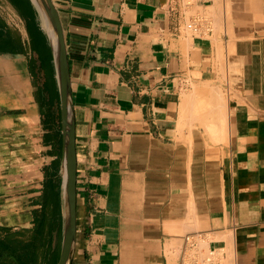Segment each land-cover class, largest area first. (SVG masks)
<instances>
[{
    "label": "crops",
    "instance_id": "0c3cea01",
    "mask_svg": "<svg viewBox=\"0 0 264 264\" xmlns=\"http://www.w3.org/2000/svg\"><path fill=\"white\" fill-rule=\"evenodd\" d=\"M53 1L76 125L72 264H264V0ZM61 149L40 16L0 0V264L54 260Z\"/></svg>",
    "mask_w": 264,
    "mask_h": 264
},
{
    "label": "water",
    "instance_id": "95a60500",
    "mask_svg": "<svg viewBox=\"0 0 264 264\" xmlns=\"http://www.w3.org/2000/svg\"><path fill=\"white\" fill-rule=\"evenodd\" d=\"M49 41L60 99L62 149L60 158L62 225L51 264H72L77 240L76 125L64 31L53 0H31Z\"/></svg>",
    "mask_w": 264,
    "mask_h": 264
},
{
    "label": "trees",
    "instance_id": "16d2710c",
    "mask_svg": "<svg viewBox=\"0 0 264 264\" xmlns=\"http://www.w3.org/2000/svg\"><path fill=\"white\" fill-rule=\"evenodd\" d=\"M61 182L58 183H54L52 181H50V185L48 187V194H47V199H48V203H50L55 209L56 211L54 212L56 215V219H58V223L57 226L53 224V221H51V224L49 225V228L51 229V231L54 230L55 227H60V211H61ZM54 215V216H55ZM45 223L43 224V226L45 227Z\"/></svg>",
    "mask_w": 264,
    "mask_h": 264
},
{
    "label": "rangeland",
    "instance_id": "374dc122",
    "mask_svg": "<svg viewBox=\"0 0 264 264\" xmlns=\"http://www.w3.org/2000/svg\"><path fill=\"white\" fill-rule=\"evenodd\" d=\"M49 214L51 215L52 220L55 221V225L57 226V224H56V220H55V219H56V215H55V213L51 211ZM54 215H55V216H54ZM55 225H54V226H55Z\"/></svg>",
    "mask_w": 264,
    "mask_h": 264
},
{
    "label": "built area",
    "instance_id": "2783aa9c",
    "mask_svg": "<svg viewBox=\"0 0 264 264\" xmlns=\"http://www.w3.org/2000/svg\"><path fill=\"white\" fill-rule=\"evenodd\" d=\"M205 264H213L212 257H209L206 261Z\"/></svg>",
    "mask_w": 264,
    "mask_h": 264
},
{
    "label": "bare ground",
    "instance_id": "6f19581e",
    "mask_svg": "<svg viewBox=\"0 0 264 264\" xmlns=\"http://www.w3.org/2000/svg\"><path fill=\"white\" fill-rule=\"evenodd\" d=\"M34 2H35V0H34Z\"/></svg>",
    "mask_w": 264,
    "mask_h": 264
}]
</instances>
